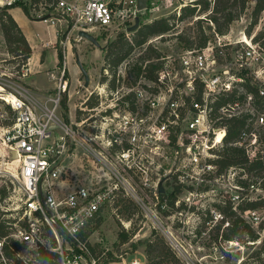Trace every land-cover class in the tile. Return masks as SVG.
<instances>
[{
  "label": "built area",
  "instance_id": "1",
  "mask_svg": "<svg viewBox=\"0 0 264 264\" xmlns=\"http://www.w3.org/2000/svg\"><path fill=\"white\" fill-rule=\"evenodd\" d=\"M17 1L0 0V5ZM137 4L138 0H34L32 6L36 19L64 34L67 54L74 29L80 40V30L99 36L126 27L140 13ZM215 34L204 47L161 57L154 80L141 77L136 84L116 89L97 85L94 94L100 102L94 106V149L55 113L70 83L67 61L59 71L57 95L48 99L53 108L40 103L29 88L20 90L0 81V99L13 112V122L3 127L2 139L9 154L18 153L22 193L21 214L13 231L0 236V264H17L8 251L24 262L31 260L21 256V250L10 243L12 238L21 246H44L57 252L56 264H101L81 233L99 210L115 201L120 187L127 191L132 187L135 193L136 179L150 186L154 200L166 203L168 198L162 196L166 189L159 190L162 177L174 178L177 186L186 189L185 196L176 197V204L195 203L215 194L219 185L243 190L236 178L244 168L232 165L220 171L216 160L233 119L244 124L230 144L243 148L250 161L264 158L259 149L264 138V45L256 35L231 42ZM30 69L24 65L18 73L26 76ZM246 81L257 85L258 93L248 90ZM54 123L62 129L59 135L52 128ZM76 145L94 155L96 176L94 184L68 189L62 170ZM232 200H240V195ZM245 213L256 221L259 218L257 210ZM119 263L146 264L139 258L109 264ZM237 264L256 263L242 259Z\"/></svg>",
  "mask_w": 264,
  "mask_h": 264
},
{
  "label": "rangeland",
  "instance_id": "2",
  "mask_svg": "<svg viewBox=\"0 0 264 264\" xmlns=\"http://www.w3.org/2000/svg\"><path fill=\"white\" fill-rule=\"evenodd\" d=\"M191 1L149 0L147 8L140 11L139 27L142 23L151 22L155 18L169 16L173 13L178 15L180 7L192 3ZM21 3L30 5L31 0H19V4ZM254 4L255 0H252L248 7L241 12L239 18L231 23L229 32L223 34L225 35L224 41L235 42L242 38L253 19ZM2 8L4 6L0 5V13ZM31 12L32 17L27 22V29L36 48L34 58L29 59L25 64H19L16 60L21 61L20 58L14 60L13 53L8 51L0 23V81L20 90L29 88L28 90L34 93L40 103L47 102V105L53 108V102L48 99L50 96L57 95L56 86L59 71L67 61L66 74L70 83L68 90L62 95L60 106L55 110V113L62 123L86 138L94 149V107L88 106L85 101L90 99L95 101L94 106L99 104L100 97H96L94 89L97 85L102 87L103 84H106L102 82L104 76L107 80L112 77L107 64L108 60L105 58L109 42L121 33H125L127 40L131 41L139 27L134 31H128L127 27L134 23V21H130V25L126 27L101 33L97 36L101 47L86 38L76 40L75 36L78 31L74 29L70 43L67 45V54H65L62 45L64 34L59 33L56 37L55 26L36 19L33 9ZM235 12H238V9ZM200 16L206 17V14ZM209 23L212 24V22L203 23L204 29L208 32H210L207 27ZM190 24L193 23H189L187 20L178 21L175 30H187ZM191 31H195V29H191ZM247 35L260 36L261 40L258 39L260 43L264 40V10L261 12L258 22L252 27L250 34ZM215 37L216 34L210 40ZM49 40H52L53 44L44 46L43 42ZM150 41L159 47L165 55L178 56L183 50L181 43L171 33L167 34L164 39L155 37ZM147 44L134 47L119 65L116 76L121 79L118 81L120 85L130 86L129 69L133 68L141 53L145 51ZM60 52L62 54L61 64ZM78 57L89 73L88 85L85 84L84 74L77 61ZM24 65L31 68L26 76L19 74ZM7 88L9 89V87ZM104 100L107 102L109 98L104 95ZM11 122H13V112L0 99V186L9 187V196L2 203L0 211L1 214L6 211L3 215L6 218L18 217L21 214L22 197L19 189L20 164L17 158L13 159L9 154L2 139L3 127ZM52 128L56 135L62 131L60 126L55 123ZM261 134L263 136L264 131ZM73 148L74 146H72L73 154L67 157L62 170L61 179L64 187L74 189L83 183L94 184L96 176L94 155L80 145ZM259 149L260 153L264 154V138ZM240 172L241 170H239V177L236 178V181L245 180L246 184L243 185V190L219 185L216 187L215 194L204 195L201 200L195 203H186L182 200L179 204L175 203L174 207L169 201L166 203L163 200L160 202L154 200L150 186H145L139 179H136L135 193H131L132 187L129 188V191L120 187L119 195L116 196L115 201L106 204L101 209L99 220L88 225V241L101 259L109 258L110 262L126 260L129 263L134 258H139L143 263H147L148 243L156 241L158 245H161V239H163L165 244L170 245L176 252L179 264H237L242 259L256 264H264L261 261L264 259V250L262 254L257 255V251H260L264 244V208L257 209L256 215L259 217L257 221L251 214L246 215L245 212L243 214L246 221L258 230L260 234L258 239L243 243L238 240H223L221 237L228 222L225 221L219 227L224 215L220 206L231 202L233 208L238 211L237 204L240 201L264 197V168L261 170L255 168L252 171H248L246 168ZM162 181L167 192L165 196L168 198L169 193L177 187L176 179L162 177ZM185 190L182 188L177 196L180 198L185 196ZM203 191L206 192V189ZM237 193L240 195V200H232V196ZM124 233L128 235L126 240H122ZM22 246L21 256L27 260H33L38 248H28L25 244Z\"/></svg>",
  "mask_w": 264,
  "mask_h": 264
},
{
  "label": "trees",
  "instance_id": "3",
  "mask_svg": "<svg viewBox=\"0 0 264 264\" xmlns=\"http://www.w3.org/2000/svg\"><path fill=\"white\" fill-rule=\"evenodd\" d=\"M251 1L252 0H192V3H188L181 7L178 15L177 13H173L169 16L155 18L151 22L142 23L131 41L127 40L125 33H121L113 41H110L107 46L105 58L108 60L107 64L111 70L112 77L110 80H107L106 76H104L102 82L106 83L110 89H116L119 87L120 83H118V81L121 79L116 76L119 65L130 54L134 47H141L147 43L145 51L141 53L133 68L129 69V76L131 79L130 85L136 84L141 77L154 80L157 76V70L160 69L162 65L161 57L165 54L161 49H159V47L153 45L150 39L155 37L164 39L167 34L171 33L172 36L177 38V40L181 43L183 50L187 48L204 47L210 38L214 36L215 32L220 35L227 34L230 30L231 23L239 18L241 12L248 7V4ZM33 2L34 0L31 1L30 5H26L22 3L19 4V1H17L11 6H4L0 13V23L8 45V51L13 53L14 60L20 58L21 61L16 60L19 64H25L30 59L33 49L18 22L9 11V8L20 6L28 17H32L31 10L33 9ZM236 9H238V12H235ZM263 10L264 0H255V4L252 8L253 19L250 23V27L246 30L247 34H250L252 27L258 22V18ZM203 14H206V17L200 16ZM197 16L200 17L194 19ZM186 20L189 21V23H193L190 24V27H188L189 29L181 31L175 30L178 21ZM204 22H212V24L209 23L207 25L210 32L204 29ZM191 29H195V31H191ZM255 39H260V36L256 35ZM261 44L264 45V40L261 41ZM59 56L61 64V52L59 53ZM245 86L248 90L258 93L257 85L246 81ZM131 95L132 94H130V96ZM85 103L90 107H94L95 101L87 99ZM243 124L244 121L242 119H233L228 126L226 143L218 150L219 156L216 160L220 171H223L232 165L241 166L244 169L247 168L248 171H252L255 168L260 170L264 168V158L250 161L243 148L230 144V142L235 140L237 137L238 131ZM241 183L243 185L246 184L245 180H241ZM8 188L6 186H0V208H2V203L7 200V197L9 196ZM180 190L181 188L177 186L175 190L169 193L168 201L172 207L175 206V199ZM117 194L119 195V191ZM166 194L167 193L164 192L162 193V196H165ZM233 207L234 206L231 202L226 203L224 206H220L224 217L221 219L219 227H221L225 221L228 222V225L225 226L224 232L221 236L222 239L238 240L243 243H247L249 240L254 241L258 239L260 236L258 230L246 221L243 214L249 209L257 210L264 208V197H259L257 199H244L240 201L237 204L238 211ZM5 212L6 211L1 214L0 211L1 237L9 235L13 231V223L17 220V217H3ZM100 213L101 210L98 211L95 219L91 220L88 225L96 220H99ZM87 229L88 226H86L81 233V236L84 239H88L89 231ZM46 233L49 234L51 232L48 230ZM127 238V233H124L122 235V240H126ZM155 242L156 241H152L148 243L146 250V264H179L177 254L170 245L165 244L163 239H161V245H158V243ZM10 243L16 247L17 250L22 249L19 241L12 238L10 239ZM52 243L55 244V240H53ZM88 244L91 247L93 254L100 259L101 264L110 263L109 258L101 259V257L94 252L95 250H93V246L90 245L89 241ZM263 250L264 244L260 251H257V255L262 254ZM8 254L17 264H56L58 261L57 252L44 246H39L35 258L27 262H24L23 259L16 257L10 251H8ZM261 261L264 262V259Z\"/></svg>",
  "mask_w": 264,
  "mask_h": 264
},
{
  "label": "water",
  "instance_id": "4",
  "mask_svg": "<svg viewBox=\"0 0 264 264\" xmlns=\"http://www.w3.org/2000/svg\"><path fill=\"white\" fill-rule=\"evenodd\" d=\"M148 6V0H138V4H137V8L138 10H144L146 9ZM139 23H140V17L137 16L135 18V21L132 25H130L129 27H127V30L128 31H134L136 30L138 27H139ZM79 35L83 38H86L88 39L89 41H91L92 43H94L95 45H97L98 47H101V44H100V41L98 40L97 36L93 35L92 33H89L85 30H80L79 31ZM77 61L79 63V66L84 74V77H85V84L88 85L89 84V80H90V76H89V73L88 71L84 68V66L82 65V63L80 62V59L79 57L77 58ZM11 155H12V158L15 159V158H18V153L15 151V150H12L11 151ZM159 190L161 192H163L165 190L164 186H163V183L160 182L159 184Z\"/></svg>",
  "mask_w": 264,
  "mask_h": 264
},
{
  "label": "crops",
  "instance_id": "5",
  "mask_svg": "<svg viewBox=\"0 0 264 264\" xmlns=\"http://www.w3.org/2000/svg\"><path fill=\"white\" fill-rule=\"evenodd\" d=\"M15 10V11H13ZM11 12V14L13 15V17L16 19V21L18 22L19 26L21 27V29L23 30L27 40L29 41L30 45L32 46L33 49V53L32 56L30 57V59L34 58V53H35V44L32 42V38L28 33V25L27 22L29 21L30 17H28L25 12L23 11V9L19 6H16L12 9L9 10ZM55 36L57 37V28L55 27ZM48 43V44H47ZM52 40H49L47 42H43L44 46H49L52 45Z\"/></svg>",
  "mask_w": 264,
  "mask_h": 264
},
{
  "label": "bare ground",
  "instance_id": "6",
  "mask_svg": "<svg viewBox=\"0 0 264 264\" xmlns=\"http://www.w3.org/2000/svg\"><path fill=\"white\" fill-rule=\"evenodd\" d=\"M243 40L244 41H248L249 37L247 36V34H243ZM17 161L19 162V159L17 158Z\"/></svg>",
  "mask_w": 264,
  "mask_h": 264
}]
</instances>
